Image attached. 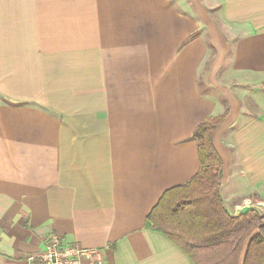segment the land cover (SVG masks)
Returning <instances> with one entry per match:
<instances>
[{"label": "crops", "instance_id": "crops-1", "mask_svg": "<svg viewBox=\"0 0 264 264\" xmlns=\"http://www.w3.org/2000/svg\"><path fill=\"white\" fill-rule=\"evenodd\" d=\"M219 114L225 208L264 207V0H0V264H195L146 216Z\"/></svg>", "mask_w": 264, "mask_h": 264}, {"label": "trees", "instance_id": "trees-1", "mask_svg": "<svg viewBox=\"0 0 264 264\" xmlns=\"http://www.w3.org/2000/svg\"><path fill=\"white\" fill-rule=\"evenodd\" d=\"M222 119L223 114L208 116L193 130L197 173L165 190L146 219L195 264H264L261 215L253 208L230 214L219 192L222 161L213 145V134Z\"/></svg>", "mask_w": 264, "mask_h": 264}, {"label": "built area", "instance_id": "built-area-1", "mask_svg": "<svg viewBox=\"0 0 264 264\" xmlns=\"http://www.w3.org/2000/svg\"><path fill=\"white\" fill-rule=\"evenodd\" d=\"M61 234L50 233L44 240L43 248L26 255L25 264H102V255L94 248H81L73 244L62 245Z\"/></svg>", "mask_w": 264, "mask_h": 264}, {"label": "rangeland", "instance_id": "rangeland-1", "mask_svg": "<svg viewBox=\"0 0 264 264\" xmlns=\"http://www.w3.org/2000/svg\"><path fill=\"white\" fill-rule=\"evenodd\" d=\"M204 78H202L201 80V83H202V86L203 87H205V86H207V90L204 88V92H214V93H217L218 92V90L214 87V89H212V88H209L210 87V85H208L207 83H205L204 82V80H203ZM225 204V207L228 209V203H224ZM256 210V212L259 214V215H261V221H264V207H262V206H258V208H256L255 209Z\"/></svg>", "mask_w": 264, "mask_h": 264}, {"label": "water", "instance_id": "water-1", "mask_svg": "<svg viewBox=\"0 0 264 264\" xmlns=\"http://www.w3.org/2000/svg\"><path fill=\"white\" fill-rule=\"evenodd\" d=\"M248 209H250V207L247 206V205H245V206H243V207L241 208L240 211L244 212V211H246V210H248Z\"/></svg>", "mask_w": 264, "mask_h": 264}]
</instances>
